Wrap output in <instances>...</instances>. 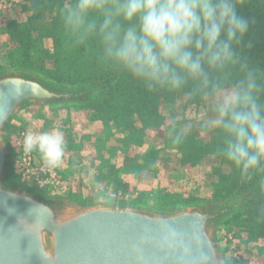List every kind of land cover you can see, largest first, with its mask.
<instances>
[{"label": "trees", "instance_id": "16d2710c", "mask_svg": "<svg viewBox=\"0 0 264 264\" xmlns=\"http://www.w3.org/2000/svg\"><path fill=\"white\" fill-rule=\"evenodd\" d=\"M68 2L30 0L24 8L27 13L25 21L9 19L1 24L0 31L7 35L9 42L4 53L6 67L41 74L56 86L83 93L90 91L86 96L74 100L75 104L71 107L85 109L90 120L101 123L107 139L112 135V129L124 132L125 135L118 138L124 158L117 170L133 176L138 185L145 178L155 177L160 169L169 174L168 163L172 159L181 170L198 164L201 166L204 158H209V165L206 166L209 170L204 180L209 198L205 202L243 196L244 207L233 209L226 222H233L247 232V238L243 241L246 244L264 238V189L260 186L264 171L254 173L251 180L241 177L239 171L215 151L217 146L223 144V136L218 131L194 127L193 123L187 129H179L187 118L184 113L177 117L178 112L175 111L176 105L184 110L221 89L231 87L249 69L256 70L261 98L264 99V0H243L237 5L238 12L248 20V31L239 44H233L238 57L236 64L228 65L223 70L206 69L210 81L207 85L189 79L180 89L151 92L142 82L104 61L95 41H89L86 45L74 44L64 30L59 13L60 7ZM46 40L48 45L45 44ZM96 83H100L103 90L100 94L90 90L94 89L92 85ZM179 100L181 102L177 104ZM165 104L174 107H167L166 113ZM168 118L173 119L172 124H167ZM148 130L162 132V147L145 144ZM203 131L206 132L205 136ZM83 137L91 139V144L98 150L100 169L107 165V172L117 171L114 165L116 152L107 147V156L101 153L103 146L106 147V138L88 133ZM177 139L180 140L179 144L174 142ZM136 147L142 149L136 154L129 153V149ZM170 148H174L173 154L168 153ZM171 172L168 178L173 180L176 174ZM171 195L164 194L162 199L167 198L170 203ZM186 201L195 205L197 199L192 197ZM256 251L264 253V245L253 246L248 256ZM230 264L252 262L250 257L241 256L230 259Z\"/></svg>", "mask_w": 264, "mask_h": 264}, {"label": "clouds", "instance_id": "9594fccd", "mask_svg": "<svg viewBox=\"0 0 264 264\" xmlns=\"http://www.w3.org/2000/svg\"><path fill=\"white\" fill-rule=\"evenodd\" d=\"M243 0H69L59 9L76 46L95 41L101 58L142 82L151 92L177 90L191 79L207 85V70H223L238 57L248 20L238 12ZM210 129L223 136L216 153L241 177L264 171V99L255 69L222 92ZM176 144L180 143L177 139ZM26 153L37 151L48 165L60 162L65 141L57 129L26 134ZM260 186L264 189V179ZM218 264H230L227 257Z\"/></svg>", "mask_w": 264, "mask_h": 264}, {"label": "water", "instance_id": "95a60500", "mask_svg": "<svg viewBox=\"0 0 264 264\" xmlns=\"http://www.w3.org/2000/svg\"><path fill=\"white\" fill-rule=\"evenodd\" d=\"M22 72L0 73V264H218L225 204L167 212L126 205L69 208L10 179L8 132L26 107L81 98Z\"/></svg>", "mask_w": 264, "mask_h": 264}, {"label": "rangeland", "instance_id": "374dc122", "mask_svg": "<svg viewBox=\"0 0 264 264\" xmlns=\"http://www.w3.org/2000/svg\"><path fill=\"white\" fill-rule=\"evenodd\" d=\"M28 1L30 0H0V26L4 21L9 19L25 21L27 13L24 8ZM45 44L48 45L47 40ZM6 46H9L7 35L0 31V73L12 71L22 72L45 81L47 80L41 74L33 71L6 67L4 55ZM92 86L94 89H90L91 91L99 94L103 92L100 89V83L93 84ZM226 89H221L214 95L205 98L202 102L187 106L184 110L176 105L175 111L178 112L177 117L179 115L182 116L181 114L184 113L187 118L186 124L181 125L182 128L180 127L179 129H187L193 123L194 127L207 128V130L211 131L210 122L215 116L214 107L216 101ZM89 92L85 91L81 94V97L86 96ZM180 102L179 100L177 104H180ZM73 104H75L73 101H68L54 105L26 107L22 119H18L19 122H16L17 120L14 121V126L10 128L11 142L8 139L12 160L9 177L14 184L28 189L31 188L48 198L64 203L69 208H78L94 204H114L159 213L193 206L186 201L192 197L197 199L195 205L210 203L225 204L229 210L228 214L214 227V235L219 246L221 258H235L231 249L232 246H235L239 250L238 258L247 256L250 257L252 264H264V253H258L256 251L251 256H248L253 246L264 245V238L252 244H246L243 241L247 238V232L233 222H226L232 215L231 211L233 209H241L244 207V197L236 196L224 201L205 202L209 198L207 189L204 187V180L207 178V172L209 170L206 168L210 162L209 158H204L201 166L198 164L181 170L177 162L174 161L175 159H172V162L168 163L169 174L163 169H160L155 177L145 178L138 185L133 176L129 175L126 171L117 170L122 163V158H124V154L120 151L122 145L118 141V138H121L124 132L121 133L112 129V135L107 139L103 135V125L97 121L90 120L85 109L72 108L71 106ZM163 107L164 111L168 113L166 110L167 107L173 108L174 106L172 104H165ZM166 122L168 125L172 124L173 119L168 118ZM26 125L33 126L37 133L57 129L62 133L65 141V151L60 162L56 164L63 183L62 189H38L27 183L19 175L16 167L18 153L14 146V136L20 128ZM203 132L205 136L206 132ZM86 133L89 135L95 134L102 139L106 138V147L103 146L101 153L107 156V147L116 152L114 165L117 171L107 172L106 165L103 169L101 168L102 171L98 174L101 170V165H99L100 163L97 160L96 151L98 150L94 148V144H91V139L83 137ZM146 135L144 140L146 145L163 146L164 141L160 130H148ZM141 149V147L131 148L129 149V153L136 154ZM168 153L173 154L174 148H170ZM36 155L38 160H43L39 152ZM171 171L176 174V177L172 178L173 180L168 178ZM83 183H89L92 189H87ZM95 189L98 190L95 191ZM111 192L115 193L116 196H109ZM164 194H173L171 195L170 203H168L169 199H162V195ZM229 235L232 236L233 242L230 239H226Z\"/></svg>", "mask_w": 264, "mask_h": 264}, {"label": "built area", "instance_id": "2783aa9c", "mask_svg": "<svg viewBox=\"0 0 264 264\" xmlns=\"http://www.w3.org/2000/svg\"><path fill=\"white\" fill-rule=\"evenodd\" d=\"M37 134L33 126L26 125L18 130L14 136V146L17 150V171L30 185L38 189L45 188H57L62 189L63 183L61 181L60 174L58 173L56 165H48L44 160L38 161L36 159V151L26 153L23 150V139L26 134ZM87 189H92L89 183H83ZM100 189V188H98ZM98 189H95L97 191ZM102 189V188H101ZM119 194V193H118ZM111 197H115L116 194L111 192ZM227 240L234 241L232 236H228ZM232 254L235 258L239 257V250L235 246L231 247Z\"/></svg>", "mask_w": 264, "mask_h": 264}, {"label": "crops", "instance_id": "0c3cea01", "mask_svg": "<svg viewBox=\"0 0 264 264\" xmlns=\"http://www.w3.org/2000/svg\"><path fill=\"white\" fill-rule=\"evenodd\" d=\"M25 110H26V108H24V110H22V111L17 115V117H16V119H15V120H17L16 122H19V120L22 119V117L24 116V112H25ZM18 119H19V120H18ZM15 124H16V123H15ZM12 126H14V125H12ZM10 134H11V132H10V130H9V132H8V139H9L10 142H11ZM36 154H37V151H36ZM36 159H37V155H36ZM37 160H38V159H37ZM38 161H40V160H38Z\"/></svg>", "mask_w": 264, "mask_h": 264}]
</instances>
